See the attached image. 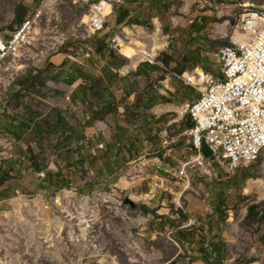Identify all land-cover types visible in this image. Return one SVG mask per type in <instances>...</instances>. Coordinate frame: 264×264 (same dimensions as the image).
<instances>
[{
	"label": "rangeland",
	"instance_id": "1",
	"mask_svg": "<svg viewBox=\"0 0 264 264\" xmlns=\"http://www.w3.org/2000/svg\"><path fill=\"white\" fill-rule=\"evenodd\" d=\"M101 1L116 11L110 27L92 36L87 16L90 6ZM123 2L128 0H0V36L8 37L26 18L40 16L25 50L0 69V139L14 140L11 151L0 143V178H10L4 190L7 204L0 211V264H191L198 249L208 263L216 264L218 255L210 256L205 247L212 246L214 236L224 264H248L256 256L254 221L264 217H250L245 202L264 207L262 163L235 171L212 160L193 163L187 117L182 121L173 113L164 115L171 121L167 127L138 116L119 133L117 122L123 118L114 110L95 122L94 133L85 131L96 97L102 105L108 99L92 89H106L118 79L129 82L139 73L138 68L117 77L119 67L129 63L111 47L112 40L124 39L127 32L131 41L142 42V30L135 27H148L151 33L156 19L164 34L173 36L167 22L181 16L178 2L167 0L162 11L147 12L137 25L122 17L123 10L130 15L135 10ZM226 20L216 19L215 24ZM212 31L210 26L201 36L208 40ZM139 42L129 44L139 48ZM216 42L202 47L212 54L227 42L226 36ZM130 50L122 54L131 58ZM54 57L61 58L56 67L61 73L50 69ZM201 63L208 72L218 71L215 56L204 54ZM69 73L75 77L69 80ZM134 83L140 86L138 79ZM77 86L90 92L89 102L83 92L78 102L66 100L69 90L76 96ZM52 109L59 111L62 126L53 135ZM22 124L30 127L22 131ZM85 132H97L99 138L83 141ZM100 144L102 154L93 160L92 149ZM128 198L135 208L125 205Z\"/></svg>",
	"mask_w": 264,
	"mask_h": 264
},
{
	"label": "built area",
	"instance_id": "2",
	"mask_svg": "<svg viewBox=\"0 0 264 264\" xmlns=\"http://www.w3.org/2000/svg\"><path fill=\"white\" fill-rule=\"evenodd\" d=\"M241 8L242 12L234 16V21L227 22L231 29L226 34L227 42L214 54L219 65L218 76L198 70L190 75L179 74L168 67L160 55L173 36L164 34L158 19L153 20L155 29L151 33L148 27H135L142 30L139 34L142 46L137 48L140 54L135 57L138 66H159L169 78L180 80L200 94L197 100L186 101L181 107V114L192 123L185 134L195 153L193 163L207 161L201 154L205 140L213 151L209 160L230 171L257 163H262L264 168V7L247 2ZM115 11L112 4V12L108 14L103 1L90 6L87 24L92 36L110 27V17ZM39 17V14L28 17L8 37L0 36V69L25 50ZM123 37L131 42L127 32ZM120 39H113L111 47L130 65L131 59L119 48ZM161 45L163 48L159 49ZM155 47L158 49L154 51ZM122 69L120 74L128 73H123ZM66 100L71 103L72 94L67 95ZM0 143L5 144V150L11 151L14 146L12 138L0 139ZM97 148L103 149L104 145Z\"/></svg>",
	"mask_w": 264,
	"mask_h": 264
},
{
	"label": "crops",
	"instance_id": "3",
	"mask_svg": "<svg viewBox=\"0 0 264 264\" xmlns=\"http://www.w3.org/2000/svg\"><path fill=\"white\" fill-rule=\"evenodd\" d=\"M172 3L178 2V12L180 13V17L177 18H169L168 28L171 30V32H174L173 39L175 38V42H173V47L171 50L168 51L167 56L162 58V61L170 67L173 71L179 73V74H186L190 75L194 72V70H198L199 72L205 71L202 65V58L204 57V54L215 56V51L211 54L210 52H205L204 48L202 46H205V48L209 49L210 45H214L217 42L220 41V39L224 38L226 34L229 32V25H227V22L230 21V18H232L235 14L239 13L241 11V5L247 2H253L258 5V7H264V0H169ZM124 3V2H123ZM127 5H132L135 10H130L132 13L129 15L128 19L131 21H134L137 23V25L141 24V21L143 20L142 16L146 15L147 12H156V11H162L164 7H161L162 5H167V0H128ZM124 3V5H126ZM169 4V3H168ZM159 8V9H158ZM123 9V8H122ZM136 12L134 16H132ZM161 13V12H158ZM152 18V17H151ZM220 18H227L226 22L221 25L215 24L216 19ZM133 23V24H135ZM210 26H213V34L208 36V40H205L203 36L204 30H208ZM128 30V29H127ZM132 33H129L131 36ZM184 39H186L184 41ZM136 40H133L130 42V44H137ZM142 43V42H139ZM176 44V46H175ZM208 44V45H207ZM225 44V43H224ZM134 49L135 46H133ZM163 45L159 49H162ZM158 49V47L154 48ZM126 50V49H125ZM129 50V49H127ZM132 50V49H131ZM131 52V55L128 59H131V63L129 66H121L119 67L120 70L122 69V72H128L135 71L136 74L134 77H130V83L128 80H121L118 79L115 81V83L108 84L106 89H92L94 91L95 95L97 92H99V97L102 99L108 97L106 100L109 102V104H103L102 100H100L98 97L97 100L92 103L91 107H89V110H91L92 118L89 122H87V126H84L85 131H90L91 133H94L93 125L96 121H104V115L108 112L109 108H112V111L117 110L119 112V117H121L122 120H118L116 131H120L119 133H122V130H128L125 126V122L130 121L131 119H135L138 116H141L143 119L146 118L147 120H150V117L154 118L160 124H164L166 127L171 125V121L166 120L164 115L168 113H173L178 115V119L183 120V115L178 112L179 106H183V104L186 101H194L197 100L200 96L198 92H196L192 87L185 85L180 80H177L175 78H169L168 74L162 70L159 66H138V61L135 58V53ZM210 51V50H209ZM125 52V51H123ZM134 53V54H133ZM125 54V53H124ZM216 58V57H215ZM61 61V58L54 57L52 60V68L54 70V73H61L63 71L62 68L57 69L59 63ZM55 68L57 70H55ZM114 72L117 70L115 67H111ZM212 73L215 76H218V71H215V69H211ZM73 73V72H72ZM116 73L119 74L117 71ZM126 73V74H128ZM126 74H119L117 75L118 78H121V75ZM68 79L74 78V74H67ZM69 79V80H70ZM134 79H138L140 86H136L134 83ZM143 79V81L141 80ZM105 80H107L105 78ZM124 81V83H123ZM125 82H127L125 84ZM109 83V82H108ZM82 85L79 87H83V82H81ZM70 88L73 87L71 85H68ZM77 86L76 88V96H74L75 92H67L71 93L73 95V103L78 102V94L83 91L77 90L79 88ZM91 91V90H90ZM196 94V96H193L192 94ZM88 97L85 98L86 102H89V91L83 92ZM68 94H66L67 97ZM190 98V99H189ZM111 99V100H109ZM109 100V101H108ZM90 104V103H89ZM71 105V104H69ZM181 110V109H180ZM51 121L54 123H57L61 125V117L59 116V111L57 109L51 110ZM98 113L99 117L95 118V114ZM105 113V114H104ZM179 113V114H178ZM125 119V120H124ZM47 121V120H46ZM187 128L189 123H191L190 119L187 117ZM32 125V124H31ZM99 125V124H98ZM97 126V125H96ZM100 127V126H99ZM78 128V127H77ZM77 128H73V131H76ZM116 131L114 133H116ZM122 131V132H121ZM73 136V132L68 133V137ZM91 137V138H90ZM90 138V139H89ZM94 138H99V135L97 132H95V135L86 134L85 132V138H82L83 141L89 139L90 143L94 142ZM69 139V138H68ZM139 141V140H136ZM107 147L109 148L110 145L107 144ZM190 147V145H189ZM104 149V148H103ZM191 150V147H190ZM93 153L91 155V158L93 160H97L99 156L102 154V150L98 149L96 146L92 149ZM94 151L96 154L94 155ZM1 172V171H0ZM24 174H26L25 171H23ZM51 174V179H52ZM6 184L7 182H1L0 178V211L1 209L6 207L7 200L5 191L6 190ZM2 191V193H1ZM245 204L247 205L245 208V211L249 213L248 215L250 217H258L262 218L264 217V207L260 206L259 202L257 201H246ZM200 209L204 208L201 206ZM204 212H202L203 214ZM208 213L206 212V216ZM213 220H216V217L213 216ZM255 227H256V243L255 248L253 249L255 251V259L249 262L248 264H264V219H256L254 221ZM216 231V229L214 228ZM197 232H200V230H197ZM195 232H192L194 234ZM216 235V234H215ZM216 239L213 240L212 246L206 245L205 247L208 248L206 251L210 256H214L215 252L218 255V260L215 261L216 264H224L223 260L221 258L220 254V247L216 242H218V237L214 236ZM181 242H183L182 239H180ZM216 243V244H215ZM216 250V251H215ZM195 255L194 260L191 264H210L208 263L207 259L204 258L203 254L199 251L193 253ZM208 260H211V257ZM243 264V263H241Z\"/></svg>",
	"mask_w": 264,
	"mask_h": 264
},
{
	"label": "trees",
	"instance_id": "4",
	"mask_svg": "<svg viewBox=\"0 0 264 264\" xmlns=\"http://www.w3.org/2000/svg\"><path fill=\"white\" fill-rule=\"evenodd\" d=\"M127 11L126 10H123V18H128L129 17V15H130V13H129V11H128V13H126ZM122 22V21H121ZM111 23V22H110ZM29 79H30V77H28ZM29 79L27 80V81H29ZM108 111H112V108H109V110ZM93 113V112H92ZM95 118H98L99 117V114L98 113H96L95 114V116H94ZM46 123V122H45ZM192 126V123H189V125H188V127L190 128ZM27 127H30V125H28V124H22L21 125V130L22 131H24V130H26V128ZM36 126H34V128H35ZM50 128V127H49ZM60 130H62V126L61 125H59V124H57V123H54V122H52L51 121V135H53V134H57L58 132H60ZM8 180H10V178L9 177H6V178H2L1 179V182H7Z\"/></svg>",
	"mask_w": 264,
	"mask_h": 264
},
{
	"label": "water",
	"instance_id": "5",
	"mask_svg": "<svg viewBox=\"0 0 264 264\" xmlns=\"http://www.w3.org/2000/svg\"><path fill=\"white\" fill-rule=\"evenodd\" d=\"M201 154L204 160H209L211 159L212 155H213V151L211 150V148L209 147V145L206 143L205 140L202 141V150H201ZM125 205L130 206L131 208H135V204L134 202L128 198L124 201Z\"/></svg>",
	"mask_w": 264,
	"mask_h": 264
},
{
	"label": "bare ground",
	"instance_id": "6",
	"mask_svg": "<svg viewBox=\"0 0 264 264\" xmlns=\"http://www.w3.org/2000/svg\"><path fill=\"white\" fill-rule=\"evenodd\" d=\"M104 2V4L105 5H107V13L108 14H111V12H112V4L111 3H109V2H106V1H103ZM87 21V20H86ZM120 45H122L123 46V49H121L120 48V46H119V48H120V50H121V52L123 51V50H125L127 47H131V49L133 50L132 52H134L135 53V56H137L138 54H140L139 52H138V49L136 48V49H134L133 48V46H131L130 44H129V42H126L124 39H120ZM156 49H154V51H155ZM133 53V54H134ZM153 55H155V52H153Z\"/></svg>",
	"mask_w": 264,
	"mask_h": 264
}]
</instances>
